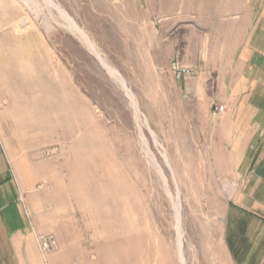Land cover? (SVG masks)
Returning a JSON list of instances; mask_svg holds the SVG:
<instances>
[{"label":"rangeland","instance_id":"rangeland-1","mask_svg":"<svg viewBox=\"0 0 264 264\" xmlns=\"http://www.w3.org/2000/svg\"><path fill=\"white\" fill-rule=\"evenodd\" d=\"M16 1L31 32L22 19L1 27L0 141L32 181L20 198L33 253L43 264H182L173 202L141 131L177 195L186 264H230L221 243L227 180L185 146L200 121L184 107L232 19L198 16L200 0H53L88 44L45 0ZM173 64L189 74L177 78ZM44 235L54 249L41 250Z\"/></svg>","mask_w":264,"mask_h":264},{"label":"crops","instance_id":"crops-1","mask_svg":"<svg viewBox=\"0 0 264 264\" xmlns=\"http://www.w3.org/2000/svg\"><path fill=\"white\" fill-rule=\"evenodd\" d=\"M200 1L205 13L198 16L232 21L223 27L226 42L216 51V61L209 63L210 72L190 83L184 112L191 122L199 120L200 128L198 132L192 124L185 146L199 150L213 175L227 180L222 253L230 264H264V0ZM23 12L16 0H0V16L6 19L0 20V32L22 19V32L30 33ZM132 17L142 18L143 13ZM216 104L224 106L221 114L215 115ZM15 162L0 141V264H43L40 254L32 251L30 220L20 198L32 181Z\"/></svg>","mask_w":264,"mask_h":264},{"label":"bare ground","instance_id":"bare-ground-1","mask_svg":"<svg viewBox=\"0 0 264 264\" xmlns=\"http://www.w3.org/2000/svg\"><path fill=\"white\" fill-rule=\"evenodd\" d=\"M45 1H46L47 4H50L52 7L56 8L59 11L61 16L67 21L68 25L77 34H79L83 38V40L86 41V43L91 44L90 40L88 39L87 35L83 32V30L76 25V23L66 14V12L63 9H61L59 7V5L55 4L53 2V0H45ZM96 55L99 57L101 63L103 64V66H105L107 68V70L109 72L116 74V77L120 80L122 86L127 90L129 95H131V93H130L131 91H129V89L125 86V82L122 79V77L117 72H114V71L110 70L111 67L109 68L107 66L105 61L100 57V55L98 53H96ZM133 104H134L133 106L135 108V112L138 113L139 111H138L137 104H136L135 100H133ZM140 137H141V139H142V141L144 143V146H145V154H146V156L148 157L151 165L156 169V171L158 172V174L162 178L164 190L169 195L170 199L173 202V206H174V209H175V219H176L178 253H179V256H180L181 263L182 264H186V260L184 258L183 251H182V239H181V237H182V229H181V226H180L181 212H180V208H179V202H178L177 195H175V196L171 195V192H170V189L168 187L166 178H165V176L163 174V171H162L160 165L158 164V162L156 161V158H155L154 154L151 152L150 148L148 147L147 141H146V139H145V137H144V135H143V133L141 131H140Z\"/></svg>","mask_w":264,"mask_h":264},{"label":"built area","instance_id":"built-area-1","mask_svg":"<svg viewBox=\"0 0 264 264\" xmlns=\"http://www.w3.org/2000/svg\"><path fill=\"white\" fill-rule=\"evenodd\" d=\"M173 68L176 71V77L179 78L182 75L187 76L189 74L190 69L179 67V65L173 64ZM224 110V106L222 104L215 105L214 112L216 114H221ZM40 243L41 250H51L56 247V241L53 235H44L37 239Z\"/></svg>","mask_w":264,"mask_h":264},{"label":"water","instance_id":"water-1","mask_svg":"<svg viewBox=\"0 0 264 264\" xmlns=\"http://www.w3.org/2000/svg\"><path fill=\"white\" fill-rule=\"evenodd\" d=\"M101 62V61H100Z\"/></svg>","mask_w":264,"mask_h":264}]
</instances>
